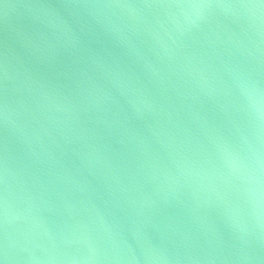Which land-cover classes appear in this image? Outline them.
Returning a JSON list of instances; mask_svg holds the SVG:
<instances>
[{"label": "water", "instance_id": "obj_1", "mask_svg": "<svg viewBox=\"0 0 264 264\" xmlns=\"http://www.w3.org/2000/svg\"><path fill=\"white\" fill-rule=\"evenodd\" d=\"M0 264H264V0H0Z\"/></svg>", "mask_w": 264, "mask_h": 264}]
</instances>
